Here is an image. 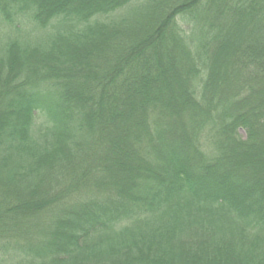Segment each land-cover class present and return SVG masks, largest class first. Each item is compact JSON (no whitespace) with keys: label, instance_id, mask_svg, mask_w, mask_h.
I'll use <instances>...</instances> for the list:
<instances>
[{"label":"trees","instance_id":"1","mask_svg":"<svg viewBox=\"0 0 264 264\" xmlns=\"http://www.w3.org/2000/svg\"><path fill=\"white\" fill-rule=\"evenodd\" d=\"M4 28L0 264H264V0H0Z\"/></svg>","mask_w":264,"mask_h":264},{"label":"rangeland","instance_id":"2","mask_svg":"<svg viewBox=\"0 0 264 264\" xmlns=\"http://www.w3.org/2000/svg\"><path fill=\"white\" fill-rule=\"evenodd\" d=\"M22 29L25 30L24 28H22ZM23 30H21V31H16V30L10 31V29L8 30V28L2 29L0 31V45L4 42L1 39H5L4 38L5 35L19 33V34H21L23 36H26V34L24 33L25 31H23ZM32 35H34V34H32ZM15 37H17V36H15ZM36 122L38 123L37 125H41L43 123V118L39 116L36 119ZM33 131L36 132L37 131L36 128ZM18 255H19V253L14 252L12 257H10V261H11L10 263H12V264H18V263L22 264V263H24V261L23 262L20 261V255L19 256Z\"/></svg>","mask_w":264,"mask_h":264}]
</instances>
